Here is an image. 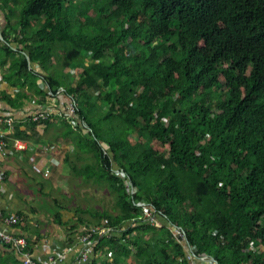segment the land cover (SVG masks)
Returning a JSON list of instances; mask_svg holds the SVG:
<instances>
[{
	"label": "trees",
	"instance_id": "obj_1",
	"mask_svg": "<svg viewBox=\"0 0 264 264\" xmlns=\"http://www.w3.org/2000/svg\"><path fill=\"white\" fill-rule=\"evenodd\" d=\"M0 11L13 90L0 101L16 111L64 88L92 129L53 114L12 134L59 130L77 177L114 197L113 213L75 208L85 228L113 230L87 264H201L189 246L264 264V0H0Z\"/></svg>",
	"mask_w": 264,
	"mask_h": 264
},
{
	"label": "crops",
	"instance_id": "obj_2",
	"mask_svg": "<svg viewBox=\"0 0 264 264\" xmlns=\"http://www.w3.org/2000/svg\"><path fill=\"white\" fill-rule=\"evenodd\" d=\"M0 17V40H3V36H1L2 12ZM0 78V91L13 92L11 86L4 79V71L1 67ZM59 98L56 104V112L60 109L61 101H65L63 96ZM50 100L51 98L43 104L51 102ZM39 106L37 103L26 102L23 109L15 111L6 102L0 101V116H4L8 112L14 116V126L3 128V130H6L5 140L8 143V148L15 150L17 140L25 141L27 144L25 151L15 150L14 154L5 155L0 151V171L6 173L4 178H0V215H23L22 223L17 227L7 229L15 234H22L28 237L33 254L38 261H48L55 250L63 251L68 248L72 250L67 252L66 259L61 264H76L78 253L75 252V247L72 248V246L79 244L80 236L89 228L87 229L83 224L79 223L75 208L71 205L62 208L59 215H46L43 212V207L46 203L41 195L45 194V189L51 190L52 186L60 188L59 181L62 179L69 178L71 180L74 178V183H77L78 186L88 181L84 178L76 179L79 177L73 171V166L68 162L67 156L70 148H72L71 141L70 139H64L62 136L56 138L59 130H53V135L49 137L44 134L26 138L12 136L16 123H20L28 117L35 119L33 114L38 110ZM84 134L87 133L84 132ZM43 144L56 145L58 149L53 152H43L39 148ZM85 164L81 162L80 166L82 167ZM47 168L51 169V174L48 177L44 175ZM43 177L45 179L49 178L50 182L43 180ZM32 186L34 188V197L30 200L25 193ZM58 197L55 196L53 200L57 205H61L62 203ZM80 200L81 202L79 203L82 208L90 211L95 210H91L84 203V201H91L89 197H83ZM85 215L83 217L87 218ZM23 261L24 256L20 252L0 243V264H24Z\"/></svg>",
	"mask_w": 264,
	"mask_h": 264
},
{
	"label": "built area",
	"instance_id": "obj_3",
	"mask_svg": "<svg viewBox=\"0 0 264 264\" xmlns=\"http://www.w3.org/2000/svg\"><path fill=\"white\" fill-rule=\"evenodd\" d=\"M0 25H1V20H0ZM40 82L43 83L44 80L41 79ZM62 96L65 99V101H61L60 109L56 112V108H57L56 104L58 102V98ZM50 98H51L50 100L51 102L40 105L38 110L33 114L35 119H47L53 114H58L64 117L65 119H67L72 126L74 127L81 126L84 132L86 133L92 131L89 125L82 118L77 103L73 98H71V96H68L66 94L64 88H60L57 91V93L51 96ZM59 100L61 99L59 98ZM14 124H15L14 116L11 113L8 112L4 116H0V151L5 155L14 154L15 150L25 151L27 149V144L25 143V141L22 140L16 141L15 150L8 148V143L5 140L6 130L5 129L3 130V128L6 127L11 128L14 126ZM103 146L105 152H108L110 150V147L108 145L103 144ZM39 148L43 152H53L58 149L56 145H46V144L40 145ZM50 174H51V169L47 168L44 172V175L48 177L50 176ZM5 176L6 173L0 171V178H4ZM144 214H145V218L152 224H155L157 226L161 225L158 216H156V214L150 208L145 207ZM22 219H23L22 216L18 214H10L7 216L0 215V241L20 252L24 256V261H23L24 264L63 263L66 259L67 252H70L72 249L67 248L64 249L63 251L55 250L52 256L50 257V260L38 261L33 254L28 237L22 234H15L7 229V228L17 227L20 223H22ZM112 231L113 230L111 227L101 228L95 226L89 228L84 234H82L79 238L80 241L79 244H77L76 246H72V248L75 247V252L78 253L76 264H87L88 262H90L92 256L95 254V250L98 245L99 236H109L111 235ZM174 233L178 238L182 240L186 239L185 231L182 228L176 226ZM199 256L201 255L197 254L195 247L192 246L188 247V258L192 262L201 263L200 261L201 259H203L202 262H205L204 261L205 258H199ZM208 263L218 264L216 261L212 260V257L208 259Z\"/></svg>",
	"mask_w": 264,
	"mask_h": 264
},
{
	"label": "rangeland",
	"instance_id": "obj_4",
	"mask_svg": "<svg viewBox=\"0 0 264 264\" xmlns=\"http://www.w3.org/2000/svg\"><path fill=\"white\" fill-rule=\"evenodd\" d=\"M74 74L76 73L74 72ZM43 180H45L46 182H50L49 178L45 179L43 177ZM74 181V178L71 180L69 178L62 179L59 181L61 185L60 188L52 186L51 190L45 189V194L41 195L44 197L43 200L46 203V205L43 207V212L46 215H59L61 213V209L65 208V206L68 205H71L74 208H76L77 206H82L79 202H81L80 198L83 199V197H89L91 199L90 202L84 201V203H86L88 205V208H90L91 210L97 208L102 211H108L110 213L114 212V197L109 196V192L107 191V185L103 184V186L100 187L96 185L93 181H87L84 184H81V186H78L77 183H74ZM25 195L30 200L34 197L33 186L26 190ZM54 195L59 196L58 199L62 203L61 205H57L55 203V201L53 200L55 198ZM85 216L92 219L91 214H86ZM171 229L175 231L176 226L171 225ZM200 255L201 256H199V258H205V262H202L203 259L200 260L201 264H210L208 263V259H210L212 256L204 253Z\"/></svg>",
	"mask_w": 264,
	"mask_h": 264
},
{
	"label": "water",
	"instance_id": "obj_5",
	"mask_svg": "<svg viewBox=\"0 0 264 264\" xmlns=\"http://www.w3.org/2000/svg\"><path fill=\"white\" fill-rule=\"evenodd\" d=\"M2 36V35H1ZM134 188L132 187V192H133ZM212 260L218 262L214 257H212Z\"/></svg>",
	"mask_w": 264,
	"mask_h": 264
}]
</instances>
